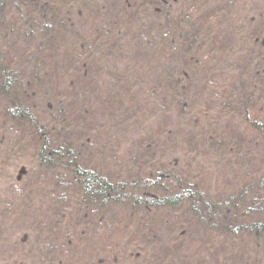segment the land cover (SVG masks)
Instances as JSON below:
<instances>
[{
    "label": "trees",
    "instance_id": "trees-1",
    "mask_svg": "<svg viewBox=\"0 0 264 264\" xmlns=\"http://www.w3.org/2000/svg\"><path fill=\"white\" fill-rule=\"evenodd\" d=\"M114 1L0 0V172L17 164L0 264H264V20L227 40L230 0H184L177 17L166 5L164 28L156 0ZM122 47L132 56L115 63ZM168 101L178 120L208 118L190 146L111 149L110 133ZM203 152L231 158L222 183Z\"/></svg>",
    "mask_w": 264,
    "mask_h": 264
},
{
    "label": "rangeland",
    "instance_id": "rangeland-1",
    "mask_svg": "<svg viewBox=\"0 0 264 264\" xmlns=\"http://www.w3.org/2000/svg\"><path fill=\"white\" fill-rule=\"evenodd\" d=\"M224 0L220 1V0H215V4L219 5V6H224ZM227 1V0H226ZM233 2L231 7L232 9V15L230 17V19L226 20L225 23L223 24V26L221 27V32L220 33H224V35L226 36L227 40L231 39V37L235 34L239 33V30L241 29V25L242 24H249L251 22V18L254 17L256 20V23H259V21L261 22V20H264V0H230ZM119 0H115L114 3L115 5H121V3H119ZM223 2V3H222ZM184 3V0H156L155 4L153 5V8L156 7L157 9L154 10H150V15L151 16V20H153L155 23L157 20H159V24H161V28L167 27L166 24L163 22L165 21L163 19V21L161 22L160 20H162V17L164 16V12L166 13V11L164 9H162L163 7H165L166 9V5H168V7H171V11L173 13V16L175 15V17H177L176 11L177 9L179 10L180 6H182V4ZM157 5V6H156ZM161 12V14L159 13ZM178 12V11H177ZM160 16V17H159ZM108 17V15H107ZM91 18V17H89ZM100 20V17H97ZM102 18H106L103 17ZM171 18V17H170ZM169 18V19H170ZM253 24V22H252ZM240 28V29H239ZM222 35V34H221ZM224 38L220 39V44H224ZM220 47V46H219ZM121 54H118L116 52L115 55V59L118 58V60L116 59L115 63H122L123 61L128 60L129 57H131L132 53L128 48H121ZM219 60V59H218ZM228 58H225L223 60H219L218 62V66L215 65V69H220L222 70V68H225L226 66H230L229 63H227ZM233 65H231V67L229 68L230 70L233 69L234 71H236L238 73L239 70H242L241 66H243L242 61H238V59L235 58V60H233ZM114 62V61H113ZM164 64V63H163ZM221 64V65H220ZM168 64H166L164 66V68L166 69V67ZM162 67V66H160ZM227 75L230 77H237V73L235 74H231L232 72L226 71ZM225 72V73H226ZM100 85V83H99ZM101 86V85H100ZM98 86L99 89L97 90H93L92 91V95L90 97L87 98V103L86 105L89 104H93V102L95 100H98L97 98H99L98 96H104V93L101 91H105V88H103V86ZM100 105L103 109H106L105 105H103L104 103L102 101H100ZM1 104V103H0ZM171 103L168 101L166 102V104L164 106H162V110L165 113L168 114H161L159 115L158 112L156 113V115H154V113L151 112L152 115L154 116H150L149 113H146L144 116H141L138 119V123L134 126V128H130L127 130H124V137L122 136V133H115L112 132L110 133V146L112 147L111 149L113 150H119L121 151L119 154L122 155L126 150L131 148V145L135 146V144L141 142L143 140V138H147V137H156L155 139H157V142L159 144V146L162 147H166V146H170V147H174V143L172 142L173 136L172 135H176V136H182L183 137V142L185 145L190 146V143L192 141H195L196 139H198L202 133L205 131L206 129V125L205 122H207V119L204 120V118H199L198 121L200 122V125L198 126H193L192 124L182 121L181 119H177V116L174 112L171 111V109L173 108L172 106H170ZM76 108H79L78 111L83 112L81 106H77ZM157 114L159 116H157ZM164 115V116H163ZM161 116V117H160ZM47 114L46 112L41 111L40 114V122L44 123L46 120ZM85 117V115H84ZM156 117V118H154ZM150 119V120H149ZM208 125V123H207ZM163 127V128H162ZM167 129V130H165ZM168 129L171 130L172 134L170 135H166L163 134V132H159L162 130L165 131H169ZM222 131L224 133V136L226 134L229 133L228 128H226L225 126H222ZM159 132V133H158ZM227 136V135H226ZM122 137V138H121ZM174 149V148H173ZM182 153H187L188 151H181ZM260 152L262 153V150H260ZM212 157L211 161L208 163L207 158L205 157L210 156ZM203 157H204V163L206 165H208L209 168H213L215 169V172L213 173L215 176L217 175H221L218 176L217 178V182L218 183H222V176L227 175V173L229 172V167L227 166V161H230V157L225 156L223 157L225 159V162L222 164H219V159L221 158V153L220 152H215V153H206L203 152ZM179 156V155H178ZM185 156H180L177 159H179V165H182L184 161H186L187 159L184 158ZM217 159V161H216ZM122 162L124 164V161L122 159ZM17 164H15L11 169L12 171H7L4 173L0 172V192H1V187H3V180L5 178V180H10V178H17ZM220 177V178H219ZM216 180V178H214ZM213 179V180H214ZM225 179V178H224ZM225 183V182H224ZM164 241H166L169 238L168 233H166L165 236L162 237ZM143 259H136L133 261L132 259V263H140L142 262Z\"/></svg>",
    "mask_w": 264,
    "mask_h": 264
}]
</instances>
